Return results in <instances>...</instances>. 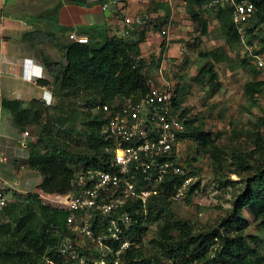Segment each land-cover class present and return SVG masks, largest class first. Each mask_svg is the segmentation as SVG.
<instances>
[{
    "label": "trees",
    "instance_id": "1",
    "mask_svg": "<svg viewBox=\"0 0 264 264\" xmlns=\"http://www.w3.org/2000/svg\"><path fill=\"white\" fill-rule=\"evenodd\" d=\"M85 0H68L69 3L81 5ZM187 5V13L194 24L198 36L207 32V16L201 9L205 0H182ZM256 11L244 28L248 39L255 37L262 39L255 30L264 25V0H251ZM218 23L217 30L225 43L232 45L240 42L235 23L232 20V9L220 6L211 11ZM210 12V13H211ZM66 32L68 29L60 27ZM97 26H82L76 33L86 36V41L77 43L57 42L52 33L31 31L25 32L23 38L35 42L47 40L54 43L62 60L51 59L41 52V62L46 69L49 79H38L42 84L50 85L52 92L62 101L66 97H78L86 94L84 105L97 107L98 113L94 116L87 114L86 127L75 129L66 127L65 122L71 119L69 114L54 106H47L44 123H39L38 112L29 114L28 107H22L20 101H2V106L13 113L16 122L29 119L39 128L34 142L26 144L27 155L24 159L28 168L40 175L37 189L43 194H67L72 188L70 181L72 174L79 165L89 168H101L110 171V152L105 147H111L112 141L104 132L107 119L104 117L102 106L112 107V103L122 96H131L134 100L140 99L148 91L146 64L140 59V43L143 41V32L136 37L135 30L131 37L104 35L96 38ZM139 30V29H138ZM203 58H212L213 62L227 61L232 67L231 59L214 51H200ZM151 61V60H150ZM236 64L240 67H249L253 79H248L243 85V95L248 106L254 104L255 95L264 91V81L258 79L256 71L247 57L237 58ZM198 83L208 85L210 93L220 88L219 78L214 71L212 61L203 64L192 78ZM173 111L184 124V133L181 138L194 144L195 154L207 153L213 159V180L222 187H230L233 183L222 177L224 164L223 151L216 146L213 134L204 130L201 124L194 119H188L186 109L180 110L177 91L174 89ZM52 124L64 132L65 137L77 135L83 141V149L70 150L67 143L57 142L50 138ZM46 135V141L41 145V136ZM70 142L75 140L69 138ZM256 151L263 148L264 137L254 138ZM260 153V152H259ZM231 163L235 166L239 177V185L232 197V208L228 213V222L221 225V231H205L195 229L193 224L176 217L171 207L173 196L183 182L195 174V169L184 174H170L158 185V195L147 203V212L143 219V226H132L131 236L135 237L133 244L123 250L119 256L121 264H264V155L260 164L251 165L248 157L239 151L232 152ZM189 156L186 163L189 162ZM187 166V165H186ZM225 178V179H224ZM236 183V182H235ZM234 183V184H235ZM198 183L187 184L184 188L187 200L194 194ZM5 189L3 190L4 194ZM14 200L0 209L6 222H0V264H61L56 248L61 237L66 235L65 216L63 208L45 203L37 194L18 193L11 190ZM21 196L34 200L26 202ZM134 207H139L134 203ZM248 208L256 226L262 236L246 234L247 222L241 216L244 208ZM124 208L132 210V206ZM138 220L141 216L136 214ZM154 227L151 238L146 242L150 227ZM144 239V240H143ZM146 242V243H145ZM87 254V252H86ZM94 258L98 256L93 255ZM104 264H112V255L106 253ZM48 261H51L48 263ZM91 264H94L91 262Z\"/></svg>",
    "mask_w": 264,
    "mask_h": 264
},
{
    "label": "rangeland",
    "instance_id": "2",
    "mask_svg": "<svg viewBox=\"0 0 264 264\" xmlns=\"http://www.w3.org/2000/svg\"><path fill=\"white\" fill-rule=\"evenodd\" d=\"M120 3L124 5L122 12H128L130 6L135 8V13L147 18V23L142 29L132 35L133 38L143 32L140 54L145 61H149V68H145L147 77L176 89L180 110L186 109L188 119H194L195 124H201L204 130L212 132L216 146L224 153L222 157L224 172L221 176L233 183L230 187L217 185L213 180V159L207 153L195 154L194 144L184 140L180 144L184 155L182 166L184 172L190 171V167L195 169V174L189 178V184L198 183V187L189 200L186 198V191L182 189L180 199L172 200L171 207L176 217L192 223L197 230L210 233L221 231L223 229L221 225L230 221L228 213L232 208V197L236 193L235 187L239 185L237 183L239 177L247 174L242 173L238 176L234 171L235 166L232 165L230 158L232 152L244 153L253 166L260 164L264 155V144L259 153L254 142L255 137H264V91L255 95L252 106L247 105L243 85L248 79L253 78L249 67H240L236 64L237 58L242 57L243 47L239 43L229 47L225 43L217 30L218 23L212 12L206 17L208 21L206 34L198 36L194 30L195 23L189 17L187 5L182 0H121ZM119 14L121 17L126 16ZM253 34H258L260 38L264 37V25ZM200 51L223 54L231 59L230 64L233 66L229 67L227 61L213 62L212 58H203L199 55ZM55 54H51L52 57ZM208 61H212L220 82V88L213 94L209 92L207 84L192 79L198 69ZM258 79L261 80L259 77ZM57 98L53 95L48 105H55L56 112L61 108L65 114H69L71 119L65 122L66 127L83 129L88 120L87 114L94 116L98 113L97 107L89 108L84 105L86 98L84 93L78 97L68 96L62 101H58ZM47 119L40 118L39 123H44ZM57 127L52 124L49 134L46 135L59 143H67L70 150L83 149L80 137L77 135L65 137L64 132ZM39 130L37 126L36 136ZM34 135L30 133V137ZM46 135L41 136V145L46 141ZM69 138L75 142H70ZM187 156L190 161L186 163ZM23 159H19L17 166L25 164ZM11 190L4 191L7 203L13 201L15 197ZM38 197L45 203L53 204L49 199L51 196ZM30 201L34 203L32 198ZM241 216L247 222L246 234L262 236L247 207L242 210ZM6 221L7 218L0 213V222ZM149 229L146 242L151 238L154 227Z\"/></svg>",
    "mask_w": 264,
    "mask_h": 264
},
{
    "label": "built area",
    "instance_id": "3",
    "mask_svg": "<svg viewBox=\"0 0 264 264\" xmlns=\"http://www.w3.org/2000/svg\"><path fill=\"white\" fill-rule=\"evenodd\" d=\"M98 1L102 11H106L108 0ZM119 1L109 0L113 4ZM219 6L232 8L239 44L243 47L241 56L249 59L258 71V77L264 81V38L248 39L244 33L245 25L255 14V5L251 0H206L201 7L207 12ZM146 23L144 15L125 16L119 36H131ZM68 38L77 43L86 41L85 35L69 34ZM139 58L143 59L142 55ZM145 64L149 68V61ZM26 79L30 80V77L26 76ZM147 79L148 91L140 99L122 96L112 103L114 108L102 106L107 119L104 132L112 141V146L104 150L110 152L112 169L105 171L79 165L72 174V189L67 194L53 193L49 198L66 212L67 233L56 248L61 264H104L106 253L112 255V264H121L119 256L123 250L136 242L131 236L132 226H143L148 200L158 195L160 182L170 174H184L180 144L184 141L181 135L185 128L173 111L176 94L170 85ZM29 138L30 132L23 130L21 140L24 142ZM188 183L189 178L173 199H180L181 190ZM2 192L0 186V209L7 202ZM135 202L139 207H134ZM129 205L132 210L124 208ZM136 214L141 216L140 220ZM94 254L98 257L94 258Z\"/></svg>",
    "mask_w": 264,
    "mask_h": 264
},
{
    "label": "crops",
    "instance_id": "4",
    "mask_svg": "<svg viewBox=\"0 0 264 264\" xmlns=\"http://www.w3.org/2000/svg\"><path fill=\"white\" fill-rule=\"evenodd\" d=\"M120 2L113 4L108 0V9L102 11L98 0H85L81 5L69 3L68 0H0V186L3 190L12 189L22 194L47 197L54 195L43 194L37 189L40 182L37 171L26 164L17 166L20 158H26V144L36 139L37 125L29 119L16 122L13 113L2 106V101H20L22 107H28L29 114L38 112V118L44 119L45 109L50 106L48 104L54 95L50 85L37 80L26 81L24 68H31L34 79H49L40 56L43 52L51 59L62 60L57 46L45 39L29 41L23 38V34L49 32L57 42L66 44L70 42L69 34L80 36L76 31L82 26H97L94 32L97 39L104 35L119 36L123 20L119 13L136 15L135 8L130 6L128 12H122L124 5ZM60 27L68 30L64 32ZM32 62L40 64L42 69L31 67ZM25 129L35 135L23 142L21 135ZM20 199L26 202L31 200L26 196Z\"/></svg>",
    "mask_w": 264,
    "mask_h": 264
},
{
    "label": "clouds",
    "instance_id": "5",
    "mask_svg": "<svg viewBox=\"0 0 264 264\" xmlns=\"http://www.w3.org/2000/svg\"><path fill=\"white\" fill-rule=\"evenodd\" d=\"M206 1V0H205ZM205 1H203V2H205ZM203 4V3H202ZM202 6V5H201ZM220 7V6H219ZM229 7V6H228ZM218 8V7H217ZM217 8H212L211 10H209V11H205L202 7H201V9H202V11L204 12V15L205 16H207L211 11H213L214 9L216 10ZM232 9V8H231ZM231 17H232V15H231ZM233 20V19H232ZM246 26V25H245ZM245 28V27H244ZM237 30V29H236ZM264 38V37H263ZM262 38V39H263ZM31 67H38L39 69L41 68L42 69V66L40 65V64H36V63H31V65H30ZM44 67V66H43ZM31 68H27V67H25L24 68V70L26 71V76H29L30 77V80H28V79H26V81H33V82H36V80H38V79H43V78H37V79H34L35 78V76H34V74H33V72L30 70ZM45 69V68H44ZM46 70V69H45ZM30 71V72H29ZM31 77H33V80L31 79ZM46 79V78H45Z\"/></svg>",
    "mask_w": 264,
    "mask_h": 264
}]
</instances>
